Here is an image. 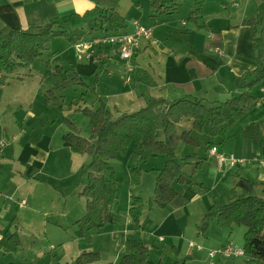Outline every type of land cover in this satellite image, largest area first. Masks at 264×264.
Segmentation results:
<instances>
[{
	"label": "crops",
	"instance_id": "crops-1",
	"mask_svg": "<svg viewBox=\"0 0 264 264\" xmlns=\"http://www.w3.org/2000/svg\"><path fill=\"white\" fill-rule=\"evenodd\" d=\"M147 1L149 20L142 23L146 10L133 0H126L130 4L126 8L130 31L134 20L152 28L151 38H139L129 60L131 70L114 53L99 63L79 60L74 42H69L55 57L67 65L71 62L70 69L48 62L49 65L61 66L67 76L78 75L85 86L86 80L91 81L88 88L95 93L93 100L104 103L114 113L135 111L150 97L172 101L195 96L215 105L238 94L236 77L249 79L256 66L250 28L243 21L254 15L260 0H194L186 10L189 13L193 7H200L201 14L194 21L187 20L188 14L185 18L174 15L180 3L169 5L165 12H155ZM94 6V0H0V31L43 26L51 20L63 23L68 30V26L76 25L86 29L89 17L96 14ZM124 27L116 32H129ZM102 33L86 32L83 38ZM94 49L107 52V46ZM217 49L222 53L218 54ZM49 72L50 69L38 75L40 85L44 84L40 82L42 76ZM10 75L13 73H0V141L4 142L0 156V239L15 232L20 245L16 251L0 249V264H73L82 250L97 251L100 264H119L128 234L147 246L152 263L161 260L162 264H254L246 256L210 258L207 254L208 249L227 243L237 245L236 232L243 238L240 229L210 221L200 233L198 225L214 201L219 205L228 202V192L237 176L254 181L255 193L264 198V165L259 163L264 162V144L241 135L242 128L264 118V78L250 90L257 96L256 103L239 119L226 122L217 136L192 133L195 140L192 145L198 148L188 155L195 153L202 162L193 172L196 158L191 162L189 159L188 176L181 166L182 174L193 181L191 185L175 183L176 195L165 207L150 203L155 176L164 164V157L149 158L142 162L149 171L140 168L139 184L135 189L123 187L121 205L118 202L117 207H111L115 219L116 209H121V215L118 212L117 216L120 224L113 222L93 229L88 234L89 243L85 240L88 231L75 223L85 213L86 200L79 195L84 185L81 157L70 150L62 137L68 129L65 119H71L64 112L60 118L62 103H56L53 93L56 89L52 90L55 99L52 104L45 102V96L41 101L46 108L52 105L58 110L52 115L50 109L35 106L38 92L34 95L32 87L24 97L17 93L7 96L9 81L15 79L19 85L25 80L21 73L9 80ZM208 141L222 153H233L250 162L236 167L218 166L202 148ZM68 161L72 163L66 167ZM124 176L127 180L126 171ZM131 194L147 202L144 217L141 216L142 226L136 231L128 216ZM20 240L25 241V246ZM83 240L88 248H83Z\"/></svg>",
	"mask_w": 264,
	"mask_h": 264
},
{
	"label": "trees",
	"instance_id": "trees-1",
	"mask_svg": "<svg viewBox=\"0 0 264 264\" xmlns=\"http://www.w3.org/2000/svg\"><path fill=\"white\" fill-rule=\"evenodd\" d=\"M149 1L155 12H165L169 5L173 6L181 0ZM94 3L93 11L96 14L88 19L86 29L81 27L69 31L63 23L51 20L43 26L1 30L0 73L12 74L17 66L29 68L35 58L47 48L52 37L62 36L74 42L82 39L86 32H116L125 26V19L118 11L116 0H94ZM200 14L201 9L197 5L189 11L187 20L194 21ZM243 22L250 28V38L256 51V66L249 79L244 76L236 77L235 88L240 90L238 94L215 105L206 104L195 96H184L172 101L150 97L141 108L117 114H113L104 103L94 109L78 106L75 109L88 119L87 137L79 134V129L72 120L65 119L68 129L62 137L69 144L70 150L79 155L91 156L87 165L86 182L80 192L86 200L85 213L75 221L76 224L88 230L115 222L111 207L117 200V187L109 162L129 146H132L131 154L137 163L145 162L151 157H164V164L155 176L150 203L165 207L176 195L173 186L175 183H193L182 174L181 165L175 160L179 144H195L193 132L208 137L217 136L226 122L239 119L257 101V96L250 93V90L264 78V0L259 1L254 15ZM47 66L50 72L43 75L40 81L50 86L44 93L46 103L55 100L53 89L85 86L78 75L67 76L61 66L49 63ZM184 120L190 122V128L178 132L177 125ZM241 135L264 144V118L242 128ZM212 145L214 144L208 141L202 148L207 152ZM195 158L193 172L199 168L201 159L195 153L185 158ZM107 171L108 176L105 174ZM140 174L138 165L130 168V188L139 184ZM255 187L254 181L237 176L234 186L228 192V202L219 205L214 201L202 215L198 231L204 232L210 221L226 227L244 226V256L251 263L264 264V198L255 193ZM146 203L139 195L131 194L128 216L135 231L142 226L141 216ZM85 240L90 243V235H86ZM19 245L15 232L0 239V249L6 251H16ZM73 264H100V255L97 251L82 250ZM119 264H162V261L152 263L148 258L147 246L128 234L123 241Z\"/></svg>",
	"mask_w": 264,
	"mask_h": 264
},
{
	"label": "rangeland",
	"instance_id": "rangeland-1",
	"mask_svg": "<svg viewBox=\"0 0 264 264\" xmlns=\"http://www.w3.org/2000/svg\"><path fill=\"white\" fill-rule=\"evenodd\" d=\"M116 1L118 4L119 12L122 13L125 17L126 26L124 28H127V29H129L128 31H130V29H131L130 28L131 22H129L130 21V17H129L130 15H127V13H126V8H127L128 2H126V0H116ZM133 1H134V4L139 3L143 7V9L146 10L145 19H142V23L144 21L149 20V17H148L149 9H148V3H147L148 1L147 0H138V1L133 0ZM193 2H194V0H181L180 4L178 6V9L174 15L177 16V18H179V17L185 18L188 14L186 12V10H187V8H190V6H192ZM128 6H130V4H128ZM124 12H125V14H124ZM185 12H186V14H184ZM92 17H93V15L90 16L89 18H92ZM153 19L154 18L150 19L152 24H153V21H152ZM155 19H156V17H155ZM68 28H69V31L70 30H78V29H80V25H78V26L76 25L75 27L68 26ZM108 33H111V32H108ZM108 33H102L101 35L108 34ZM96 36H100V35H96ZM92 37H94V36H92ZM85 39H88V38H82V39H78V40H85ZM78 40H76V41H78ZM76 41H74V42H76ZM69 42L70 41L66 37H62V36L52 37L50 39V41L47 43V48L42 52V54L40 56L35 58L34 62L31 64V66L29 68L17 66L13 72V75H10L9 78L10 77L14 78L15 74L21 73L22 74L21 76L25 80L23 79L24 83L18 85L15 79L13 80L12 78H10L9 80H11V79L12 80L9 81L10 86H9L8 90L6 91V92H8L7 96H10V95L12 96L13 93L14 94L17 93L18 95H21L22 97H24L25 95L29 94V92H30L29 89L32 87L33 89H35L34 95H35L36 91L38 92L37 96H36L35 106H39L43 109H50V112H49L50 115H52L53 111L57 112L58 110L52 108V105L49 106L48 108H46L47 106H45L41 102L42 99L44 98V93H45L46 89L49 88L50 86L44 85V84L40 85L38 83V75L45 74L46 72H48V70L50 69L47 66L48 62L50 64H60L63 67V69H65V68L70 69L71 68V66L69 65V64H71V62L68 63V65H67V63L65 61L61 62V61H58L55 59V57L57 55L62 53V51L65 50L69 46ZM29 73L31 75H29ZM66 75H68V74L66 73ZM18 76L19 75H17V77ZM88 86H91V81L86 80V86H84V87L78 85V86H68L64 89L53 90L54 91L53 93L56 96V103H62L60 118L62 117V115L66 114L67 118L74 120L75 124L77 125V127L79 129V134L83 137H87L89 135L88 119L80 111L77 112L78 110H76L75 108L78 106H88L89 108L94 109V108L98 107V105H99L97 101L93 100L94 99L93 95H95V93L91 90V87L88 88ZM51 104H52V102H51ZM53 107H56V105ZM110 110H112V109L110 108ZM131 111H134V110H130L129 112H131ZM113 114H117V112H115V113L113 112ZM187 124L190 125V123L185 121V120L181 121L177 125L178 132H181L183 129H188ZM66 131L67 130H65L64 132H66ZM217 142H218V140H217ZM131 147L132 146H129L126 151L117 154L109 162V164L112 166V170L114 171V178H115L116 187H117V200L112 206L114 208L117 207L118 202L120 205L122 203V193L121 192L123 190V187H124V189H127V190L129 189V179H130L129 178V170H130V168L133 166H136L138 164L136 159L130 155L131 154ZM184 147H185V150H184ZM194 148L197 149L198 146L197 145L194 146L192 144L180 143L177 150H176L175 160L177 162H179L180 165L182 166L183 174L185 176H188V174L190 173L189 170H191V165L189 163H187L189 160H187L185 158L190 152H192L190 150H192ZM231 154H233V153H231ZM76 156L81 157L82 172H83L82 181L85 184L86 176H87V170H88L87 165L91 161V156H89V155H82V156L76 155ZM234 156H236V155H234ZM128 161H130V163H128ZM191 161H193V160H190V162ZM68 163L69 164H67L66 167L70 166L72 161H68ZM143 165L144 164L142 162H140L138 164L139 168H141L143 171H149L148 166H143ZM125 171L128 174L127 180H125V176H124ZM105 174H106V176H108L109 172L107 171V172H105ZM146 184L147 183L143 184L144 187H146ZM83 186L84 185H82L81 190H82ZM130 189H135V188L132 187ZM79 195L82 197V199H85L83 195H81V194H79ZM145 196L146 195H143V197L146 199ZM22 201H24V200H22ZM83 201L85 202V200H83ZM54 206H56V203L54 204ZM116 210L119 212V215H121V213H122L121 209H119V210L116 209ZM118 212L115 213V215H116V221L114 223L115 225H119L120 224L119 222L121 221L120 218L117 217ZM142 217H144V216H142ZM233 227H234L233 229H240L241 234H243L242 232H244V230H245L244 226L234 225ZM90 231H93V229H90V230L88 229L85 232H87V235H88L90 233ZM241 236L242 235L237 236V232H236V239L235 240H236L237 246H239V247L243 246V238ZM20 241L23 244V246H25V241L24 240H20ZM82 245H84L83 248H88V246H89V245L86 246V244L84 243V240L82 242ZM216 248H218V247H216ZM216 248H213V249H216ZM209 250H211V249H208V251ZM208 251H207V254H208ZM216 257H222V256L217 255ZM222 258H224V257H222Z\"/></svg>",
	"mask_w": 264,
	"mask_h": 264
},
{
	"label": "built area",
	"instance_id": "built-area-1",
	"mask_svg": "<svg viewBox=\"0 0 264 264\" xmlns=\"http://www.w3.org/2000/svg\"><path fill=\"white\" fill-rule=\"evenodd\" d=\"M152 28L140 24L138 21H132V30L129 32H111L100 36H94L85 40H78L73 43L75 55L79 60H91L95 63H99L102 58L110 57L111 54L118 55L119 59L124 62L128 70H131V64L129 62L133 50L138 46L139 38H151ZM107 46V52L95 51V47ZM217 53L221 54L222 51L217 49ZM4 142L0 141V155ZM207 155L213 157L219 166L236 167L243 165L245 162H250L249 159L244 157H236L231 153H222L216 145H212L207 150ZM260 165H264V162L259 160ZM21 203L24 201L21 200ZM222 256L224 258H231L235 256H244V250L232 243H227L219 246L216 249L208 251V256L214 258L215 256ZM209 264H214L210 262Z\"/></svg>",
	"mask_w": 264,
	"mask_h": 264
}]
</instances>
